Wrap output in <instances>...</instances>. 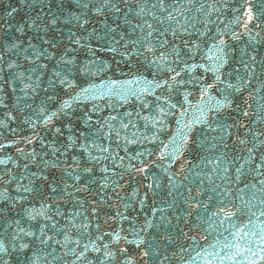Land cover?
<instances>
[{"label": "snow or ice", "instance_id": "obj_1", "mask_svg": "<svg viewBox=\"0 0 264 264\" xmlns=\"http://www.w3.org/2000/svg\"><path fill=\"white\" fill-rule=\"evenodd\" d=\"M0 264H264V0H0Z\"/></svg>", "mask_w": 264, "mask_h": 264}]
</instances>
